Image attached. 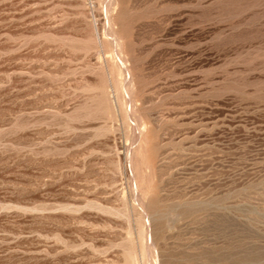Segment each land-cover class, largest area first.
Returning a JSON list of instances; mask_svg holds the SVG:
<instances>
[{"label": "rangeland", "instance_id": "obj_1", "mask_svg": "<svg viewBox=\"0 0 264 264\" xmlns=\"http://www.w3.org/2000/svg\"><path fill=\"white\" fill-rule=\"evenodd\" d=\"M0 264H264V0H0Z\"/></svg>", "mask_w": 264, "mask_h": 264}, {"label": "bare ground", "instance_id": "obj_2", "mask_svg": "<svg viewBox=\"0 0 264 264\" xmlns=\"http://www.w3.org/2000/svg\"><path fill=\"white\" fill-rule=\"evenodd\" d=\"M128 71V70H127ZM130 74V73H129Z\"/></svg>", "mask_w": 264, "mask_h": 264}]
</instances>
